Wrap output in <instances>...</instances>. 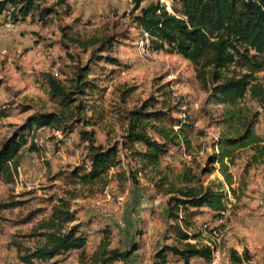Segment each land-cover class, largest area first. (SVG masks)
<instances>
[{"label": "rangeland", "instance_id": "374dc122", "mask_svg": "<svg viewBox=\"0 0 264 264\" xmlns=\"http://www.w3.org/2000/svg\"><path fill=\"white\" fill-rule=\"evenodd\" d=\"M151 1L158 0H144L141 5ZM40 6H53L55 12L40 18L35 11L17 22L6 12L0 14V145L25 124L29 115L56 110L44 82L47 73L64 78L68 66L76 68L92 60L88 78L94 81L96 90L81 100L92 105L93 111L82 112L73 131L65 134L48 126L19 131L26 143L19 154L14 181L0 182V204H21L0 208V264H23L20 256L42 242L31 234L49 215L56 197L68 198L67 192L76 195L70 204L86 235V254L95 250L107 230L111 248L128 250L137 246L130 264H150L157 260V251L176 242L167 216L166 196L155 193L140 174L137 182L131 180L128 169L132 163L126 150H120V163L110 170L103 190L66 184L67 172L84 162L86 156V143L80 140L78 131L93 128L96 142L103 146L120 141V117L124 111L154 96L165 102L164 110L172 118L192 122L189 147L183 142L171 146L162 157V166L168 164L180 170L182 164L191 163L195 169L207 166V158L218 152L217 140L225 129L224 105L209 99V92L200 86L190 61L179 54L148 48V41L144 40L147 35L131 18L132 0H47ZM107 37H111L110 47L96 52L98 41ZM91 40L97 43H89ZM97 55L113 56L119 64L97 60ZM258 75L264 84V72ZM243 106L259 112L255 130L264 137V108L251 96L241 101L240 107ZM167 107L173 109L169 111ZM173 127L176 130L179 126ZM36 137H42L44 145L37 144ZM32 144L34 149H29ZM182 151L189 157H184ZM249 153L246 149L235 154L230 171L231 186L236 192L224 184L226 213L217 215L208 208H199L193 225L185 229L197 235L191 242L211 246L213 260L206 263L191 258L184 263L167 253L166 264H230L231 248L239 253L248 248L251 263L264 264V167L253 166L244 171ZM210 168L212 171L202 177L203 184L223 181L218 164ZM32 212L36 214L30 222L19 223ZM35 264H80L79 251Z\"/></svg>", "mask_w": 264, "mask_h": 264}, {"label": "trees", "instance_id": "16d2710c", "mask_svg": "<svg viewBox=\"0 0 264 264\" xmlns=\"http://www.w3.org/2000/svg\"><path fill=\"white\" fill-rule=\"evenodd\" d=\"M46 1L0 0V14L11 8L8 15L13 22L27 18L35 11L43 18L55 12L53 6H40ZM143 1L132 0L131 18L143 33L148 34V48L179 54L190 61L200 86L209 92V99L224 105L222 122L225 129L217 140L218 152L207 158L205 167L194 169L191 163L182 164L180 170L168 164L162 166V157L171 146L183 142L189 147L188 134L192 122L172 118L164 110L165 102L150 96L139 106L124 111L120 117L123 124L120 141L103 146L96 142L93 128L80 129V140L86 143L85 160L72 166L64 181L73 187L103 190L108 184L110 170L120 163V150H126L132 163L128 169L131 180L137 182L140 174L155 193L166 196L167 216L176 238L174 244L157 251V260L150 264H166L167 253L184 263L191 258L210 263L214 250L206 244L191 242L197 235L185 229L193 225L192 219L199 208H208L221 215L225 209L224 184L232 193L236 192L231 186L233 175L230 168L234 166L237 151L250 150L244 171L253 166L264 167V137L255 130L259 112L240 107L241 101L251 96L264 108V84L258 75L264 72V0H171V12L158 1L142 6ZM58 3H65V0H58ZM89 43L97 42L91 40ZM98 43L96 52L108 49L112 44L111 37ZM79 44L86 46L82 42ZM95 58L119 64L110 55H97ZM91 61L76 68L68 66L69 71L64 78L58 77L57 73L44 75L49 98L57 108L29 115L25 124L1 143L0 182L12 183L17 173L19 154L26 143L19 131L48 126L65 134L73 131L74 122L79 121L82 112L93 111L92 105L87 106L85 100H81L96 90L94 81L88 78ZM172 109L168 108L169 111ZM175 124L179 126L176 130ZM29 149H34V144ZM214 163L218 164L223 181L204 185L202 177L212 171L210 165ZM67 193L68 198L56 197V204L52 205L49 215L38 223L37 232L31 234L40 237L42 242L22 254L20 261L23 264L47 262L77 250L80 264H130L129 259L137 246L133 245L128 250L111 248L107 230L95 250L90 255L86 254V235L80 230L81 222L70 204L76 195ZM20 204L9 202L0 204V208H14ZM35 214H28L19 223L30 222ZM229 258L230 264H252L248 248L241 253L231 248Z\"/></svg>", "mask_w": 264, "mask_h": 264}, {"label": "built area", "instance_id": "2783aa9c", "mask_svg": "<svg viewBox=\"0 0 264 264\" xmlns=\"http://www.w3.org/2000/svg\"><path fill=\"white\" fill-rule=\"evenodd\" d=\"M170 1H171V0H170ZM158 2H159L161 5H163L168 11L171 12V10H170V7H171V6H169V0H158ZM10 10H11V8H10ZM10 10H9V11H10ZM9 11L6 12V13L8 14ZM144 34L148 36V34H147L146 32H144ZM147 36L144 38L145 41L147 40ZM147 41H148V40H147ZM140 44H141V46H142V48H141V52H144V48H143V40L140 41ZM55 74H56V73H55ZM34 140H35V142H36L37 144H39V145H44V139H43L42 137H36ZM182 154H183L184 157H189V155H187V153H186L185 151H184V152L182 151ZM226 211H227V208H226V205H225V209L222 210L220 214H221V215H224V214L226 213Z\"/></svg>", "mask_w": 264, "mask_h": 264}]
</instances>
